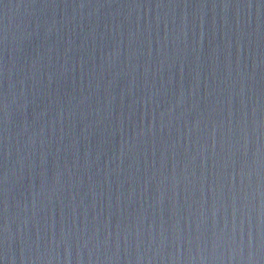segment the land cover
Instances as JSON below:
<instances>
[{
	"label": "water",
	"instance_id": "95a60500",
	"mask_svg": "<svg viewBox=\"0 0 264 264\" xmlns=\"http://www.w3.org/2000/svg\"><path fill=\"white\" fill-rule=\"evenodd\" d=\"M0 264H264V0H0Z\"/></svg>",
	"mask_w": 264,
	"mask_h": 264
}]
</instances>
